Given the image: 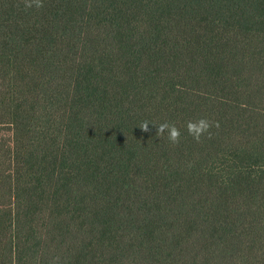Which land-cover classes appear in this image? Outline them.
<instances>
[{
  "label": "trees",
  "instance_id": "16d2710c",
  "mask_svg": "<svg viewBox=\"0 0 264 264\" xmlns=\"http://www.w3.org/2000/svg\"><path fill=\"white\" fill-rule=\"evenodd\" d=\"M26 2L0 0V264H264V0Z\"/></svg>",
  "mask_w": 264,
  "mask_h": 264
},
{
  "label": "clouds",
  "instance_id": "9594fccd",
  "mask_svg": "<svg viewBox=\"0 0 264 264\" xmlns=\"http://www.w3.org/2000/svg\"><path fill=\"white\" fill-rule=\"evenodd\" d=\"M35 6L36 8H42L43 0H27L25 3V8H31ZM155 129V133L157 136L163 137L167 136L169 143L173 145H178L181 142V132L175 126V124H169L167 122L159 124V125H152ZM212 127H219L218 123H214L208 121L207 119H200L198 121H189L186 124V130L188 135L192 137V139L199 143L201 142L202 137L211 138L212 133L210 129ZM140 129L144 132H149V123L147 121L143 122L140 125Z\"/></svg>",
  "mask_w": 264,
  "mask_h": 264
}]
</instances>
